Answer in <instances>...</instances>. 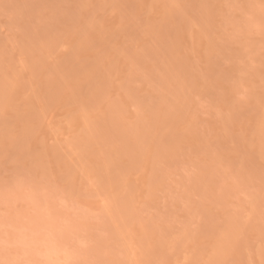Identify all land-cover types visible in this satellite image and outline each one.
I'll use <instances>...</instances> for the list:
<instances>
[{
	"label": "rangeland",
	"instance_id": "374dc122",
	"mask_svg": "<svg viewBox=\"0 0 264 264\" xmlns=\"http://www.w3.org/2000/svg\"><path fill=\"white\" fill-rule=\"evenodd\" d=\"M0 264H264V0H0Z\"/></svg>",
	"mask_w": 264,
	"mask_h": 264
}]
</instances>
